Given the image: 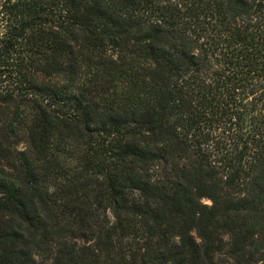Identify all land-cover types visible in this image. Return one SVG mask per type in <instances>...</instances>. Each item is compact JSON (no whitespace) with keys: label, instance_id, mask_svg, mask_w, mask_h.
<instances>
[{"label":"trees","instance_id":"obj_1","mask_svg":"<svg viewBox=\"0 0 264 264\" xmlns=\"http://www.w3.org/2000/svg\"><path fill=\"white\" fill-rule=\"evenodd\" d=\"M0 264H264V0H3Z\"/></svg>","mask_w":264,"mask_h":264},{"label":"rangeland","instance_id":"obj_2","mask_svg":"<svg viewBox=\"0 0 264 264\" xmlns=\"http://www.w3.org/2000/svg\"><path fill=\"white\" fill-rule=\"evenodd\" d=\"M2 1H3V0H0V5H1ZM202 202H203L204 204H210L209 201L206 200V199H203Z\"/></svg>","mask_w":264,"mask_h":264}]
</instances>
